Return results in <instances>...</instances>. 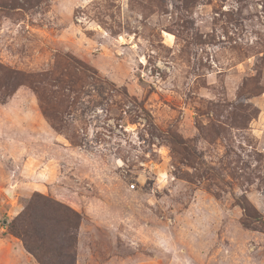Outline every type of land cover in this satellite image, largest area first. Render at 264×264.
<instances>
[{
	"label": "rangeland",
	"instance_id": "374dc122",
	"mask_svg": "<svg viewBox=\"0 0 264 264\" xmlns=\"http://www.w3.org/2000/svg\"><path fill=\"white\" fill-rule=\"evenodd\" d=\"M33 196L75 264H264V0H0V264Z\"/></svg>",
	"mask_w": 264,
	"mask_h": 264
},
{
	"label": "trees",
	"instance_id": "16d2710c",
	"mask_svg": "<svg viewBox=\"0 0 264 264\" xmlns=\"http://www.w3.org/2000/svg\"><path fill=\"white\" fill-rule=\"evenodd\" d=\"M38 198L29 200L9 224L8 233L21 241L37 264H75L78 214L50 199ZM41 205L45 210L39 212Z\"/></svg>",
	"mask_w": 264,
	"mask_h": 264
}]
</instances>
